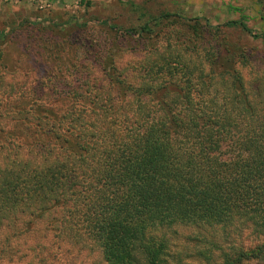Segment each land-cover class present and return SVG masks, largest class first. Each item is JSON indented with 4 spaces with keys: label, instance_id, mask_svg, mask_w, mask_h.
<instances>
[{
    "label": "trees",
    "instance_id": "1",
    "mask_svg": "<svg viewBox=\"0 0 264 264\" xmlns=\"http://www.w3.org/2000/svg\"><path fill=\"white\" fill-rule=\"evenodd\" d=\"M223 26L252 33L242 19ZM232 62L154 55L134 77L113 63L106 88L69 96L80 103L8 111L0 261L54 264L51 250L97 246L106 264H169V231L191 227L210 229V264H264V103Z\"/></svg>",
    "mask_w": 264,
    "mask_h": 264
},
{
    "label": "rangeland",
    "instance_id": "2",
    "mask_svg": "<svg viewBox=\"0 0 264 264\" xmlns=\"http://www.w3.org/2000/svg\"><path fill=\"white\" fill-rule=\"evenodd\" d=\"M240 19L252 33L223 26ZM1 32L0 127L14 107L64 110L80 103L69 98L74 92L95 90V84L106 88L113 63L134 77L154 55L177 58L181 68L183 61L199 64L218 52L264 103V0H0ZM169 236V264H210L204 256L210 229L176 227ZM231 239L247 243L248 234ZM218 253L213 251L211 262ZM49 254L60 258L54 264H106L97 246L71 258L63 250Z\"/></svg>",
    "mask_w": 264,
    "mask_h": 264
}]
</instances>
